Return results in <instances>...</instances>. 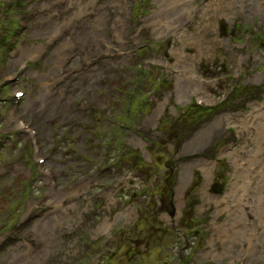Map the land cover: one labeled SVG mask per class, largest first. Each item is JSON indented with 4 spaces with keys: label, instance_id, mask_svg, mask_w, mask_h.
<instances>
[{
    "label": "rangeland",
    "instance_id": "obj_1",
    "mask_svg": "<svg viewBox=\"0 0 264 264\" xmlns=\"http://www.w3.org/2000/svg\"><path fill=\"white\" fill-rule=\"evenodd\" d=\"M129 1L0 0V264H264V21Z\"/></svg>",
    "mask_w": 264,
    "mask_h": 264
},
{
    "label": "bare ground",
    "instance_id": "obj_2",
    "mask_svg": "<svg viewBox=\"0 0 264 264\" xmlns=\"http://www.w3.org/2000/svg\"><path fill=\"white\" fill-rule=\"evenodd\" d=\"M166 1H170V0H164V4ZM177 2H179V0H176ZM186 1V5L187 6H192L191 9H193V5L191 3V0H185ZM188 1V3H187ZM236 1H241L243 4H241V9H240V12L241 13H245V14H250V12H253V14H256V15H259L262 19V21H264V0H233V2L231 3L230 7H233L235 6V3ZM249 1H253L254 3H248ZM127 2V0H121V4L124 5L125 3ZM173 2V1H172ZM158 3H159V7H158V10L157 12H153L152 11V14H151V23H152V26L154 25L155 22L159 21V23H157L156 25H158L157 27H155L154 30H157L159 27L164 29V30H171L173 29L174 27H172V23H173V19L176 18L177 16L179 18H181V16L179 15L180 12H182L183 10L182 9H178L176 8V5L174 6L173 4H170V5H163V0H158ZM52 3H46L45 5V13L48 12V10L52 7ZM83 8H86V4L83 6ZM173 13V14H172ZM171 14V15H169ZM222 15L225 14L223 11L221 13ZM154 20V21H153ZM117 21L122 24V18L118 17L117 18ZM179 24H182V21L179 20ZM45 33H47V31H45ZM197 45H200V43H197ZM39 47V45L37 46H33V52L36 53V49ZM106 52V51H105ZM261 55V54H260ZM263 55H264V52H263ZM58 72H53V71H50V74L51 75H54V74H58V75H61L60 74V71L61 69H57ZM259 78H264V71L262 73H259L258 75H256L254 77V79H259ZM56 79L55 76H52V82H54ZM193 81H195L194 78H192ZM250 81L253 80V78H249ZM260 80V79H259ZM200 86H198V84H196L195 86H193V91L196 93L198 90H200L199 88ZM191 93H188V91H185L181 94V99L185 98V97H188ZM180 99V100H181ZM34 102L31 101L27 104V110H30L34 107ZM76 113L78 116L82 115L81 113V110L80 108L76 110ZM261 115V116H260ZM14 122L13 119H10L9 120V126L12 127V123ZM246 123H248L249 125H253L254 123L257 124L259 127L261 126H264V112H256L253 117H249V118H246ZM24 124L21 122L18 124V126H23ZM16 126V125H15ZM210 132L212 130H209ZM263 132V129H260L254 139V144L255 145H259L260 144V141H261V134ZM32 137H35L33 135V133L31 132ZM264 142V140H263ZM195 144H197V142H194ZM193 143V144H194ZM37 144V153H39L40 149H39V146H38V143L36 142ZM196 146H191L190 149L193 150ZM258 164L257 166L255 167H260V170L259 171H255L256 173L260 174L261 177H264V174L262 173L263 172V168H264V156H263V149H259L256 153L254 152H250L248 154V160H247V164H248V167H250L252 164ZM262 166V167H261ZM250 171H254V168L252 169H249L248 174H251ZM186 176V172L183 171L182 174H181V180H180V184L182 185L184 183V178ZM262 180V183L264 181V178H261ZM248 183H251V186H250V190H249V193H248V189L244 188L243 189H237L236 192L233 194L232 197L234 198H245L248 196V194H252V192L256 189V188H260V186L262 184H258L254 181H250ZM184 185V184H183ZM183 185L181 187H183ZM75 186H73L74 188ZM243 216L244 217H248L249 216V213L247 212H244L243 213ZM229 222H232V221H229ZM233 225L237 226V228H234V227H227L223 230H220V240H222V242L224 243V245L226 246V248L229 247V244L226 243V240L228 239H232V240H235L233 237L230 236V233H233V234H238L239 233V230L238 227L242 226V222L239 221V219L237 221H234L232 222ZM45 229H47L46 227V224L44 225ZM232 228V229H231ZM48 230V229H47ZM242 234V232H241ZM244 239L246 241V239H248V245H250L252 243V236H249L248 234H245V235H239L237 237V242L239 243H242L243 241L240 242L241 239ZM254 255V254H253ZM252 255V256H253Z\"/></svg>",
    "mask_w": 264,
    "mask_h": 264
},
{
    "label": "flooded vegetation",
    "instance_id": "obj_3",
    "mask_svg": "<svg viewBox=\"0 0 264 264\" xmlns=\"http://www.w3.org/2000/svg\"><path fill=\"white\" fill-rule=\"evenodd\" d=\"M127 2H128V0H127ZM126 2V3H127ZM129 2H131V0L129 1ZM118 24H120L118 21H116V23H115V26H117ZM147 57H148V55H147ZM150 57V56H149Z\"/></svg>",
    "mask_w": 264,
    "mask_h": 264
}]
</instances>
